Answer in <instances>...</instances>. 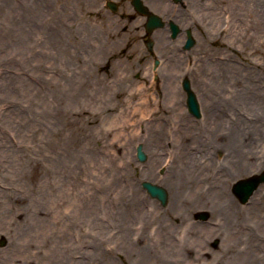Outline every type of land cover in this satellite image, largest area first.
<instances>
[{"label": "rangeland", "instance_id": "374dc122", "mask_svg": "<svg viewBox=\"0 0 264 264\" xmlns=\"http://www.w3.org/2000/svg\"><path fill=\"white\" fill-rule=\"evenodd\" d=\"M115 1L117 10L105 0H0V255L25 247L36 257L31 240L48 248L69 233L75 264H264V183L245 204L232 191L264 170V0H144L181 27L176 38L156 29L153 51L146 17ZM188 28L196 43L184 49ZM185 75L201 118L187 108ZM168 96L176 110L163 122L176 145H152L147 122L163 112L151 107ZM53 155L73 161L72 189L57 178L52 193L33 186L30 163ZM246 155L252 164L236 170ZM143 180L167 187L166 206ZM200 209L206 222L193 221Z\"/></svg>", "mask_w": 264, "mask_h": 264}, {"label": "bare ground", "instance_id": "6f19581e", "mask_svg": "<svg viewBox=\"0 0 264 264\" xmlns=\"http://www.w3.org/2000/svg\"><path fill=\"white\" fill-rule=\"evenodd\" d=\"M66 63V68H68V59H66L65 61ZM79 76H82V73H80V71L78 72H74L72 74H68L67 76H65V82L64 85L66 86H71L73 85V83L75 82V80L77 78H79ZM170 84H172V81H169ZM169 92V91H168ZM139 94H142L141 91H139ZM170 102L168 104H162L160 102V104L157 106H152V100L149 97H145L144 100L142 101L144 104L148 105V106H152L151 107V111L152 114L153 113H157V111L163 112L162 114H158L151 122H147V130L149 132H151L152 136H151V142L150 144H152L154 141H160V142H169V143H173L174 145H176V143L174 141L168 140V136L166 137L167 131L168 130V126L166 125L164 127V119L165 117H163V115L168 114L169 111H175L176 110V103L173 100V98L171 99L169 96L167 97ZM110 109H112L111 105H105L104 111H109ZM133 113V112H132ZM165 113V114H164ZM129 114V113H127ZM135 113H133L134 115ZM167 116V115H166ZM156 119L159 120V122L156 121ZM85 121H87V119H84ZM217 120H219V116H214V115H210L209 116V122H211V126L213 128H216V123L218 122ZM175 124V122H174ZM176 126V124H175ZM103 127L101 125L100 129L101 132H103ZM90 134H93V136H96V133L94 132H90ZM185 138V136L183 137ZM181 140L183 141V139L181 138ZM72 145V144H71ZM153 145V144H152ZM163 145V144H162ZM73 146V145H72ZM57 155H53L50 159V163L48 165L43 164L42 166L38 164L37 161L30 163V176L34 177L37 181L36 183L33 184V186L39 185L40 182L41 184L44 186L46 185V187L48 188V190L52 193L53 189H54V180H51L53 178H57V180L59 182H61L64 185H67L66 189L69 190L70 188H73L72 184H67L66 181H68L71 178H75L74 174H75V170H71V168H73V161L72 160H59L57 157ZM249 157L243 156V157H239L237 158L236 163H235V168L236 170L240 169L242 170L244 167L248 168L250 164H252V162H250ZM197 169L199 170V167L197 166V164H187V165H183L182 166V171H191L193 172V174L196 173ZM199 179V178H198ZM197 179V180H198ZM70 182V181H69ZM104 187V193L106 195H111V193L113 192V188L115 187V185H110V186H103ZM27 217V216H26ZM24 217V218H26ZM28 221V220H27ZM68 224V223H67ZM75 237V236H73ZM73 237H70V234L67 233L64 234V240L61 238H59L58 240L55 241V243L51 246H49L48 248H46V243L45 242H37L33 243L32 240L30 241V247L33 245H35V247L33 248H38L37 253H36V257H30L27 254H23V252L25 251V247L24 248H16L14 247L13 249H11L9 252H6L3 255H0V264H58L59 259L63 258L61 257V255L64 253L67 255V260L65 264H75L74 263V259L71 257L70 251L72 250V247L76 245V243L73 240ZM62 239V240H61ZM69 255H68V253ZM70 256V257H69ZM35 258V259H34Z\"/></svg>", "mask_w": 264, "mask_h": 264}, {"label": "water", "instance_id": "95a60500", "mask_svg": "<svg viewBox=\"0 0 264 264\" xmlns=\"http://www.w3.org/2000/svg\"><path fill=\"white\" fill-rule=\"evenodd\" d=\"M175 1L180 2L182 0ZM107 3L108 6L113 10L117 9V4L114 1H108ZM132 4L140 14L146 16L145 29L147 33L151 34L155 29L159 27H164L166 25V21L163 19V17L157 14L156 12L152 11L149 6L144 3L143 0H132ZM169 26L171 30V36L173 38H176L177 35L181 32V27L178 23L173 20L169 21ZM186 32L187 38L184 44V49H190L195 45L196 39L193 35V31L191 28H188ZM146 45L149 49H153L154 41L152 39H149L146 42ZM159 63L160 60L156 58L155 68L159 65ZM182 85L187 94L186 101L189 111L196 117H201L202 113L200 103L195 91L192 89L190 79L188 77H185L182 81ZM136 155L140 161H145L147 159V154L143 149L142 143H139L137 145ZM261 183H264V170L260 173H255L246 178H241L237 180L233 184L232 190L235 195H237V197L240 199V201L245 203L249 200L251 195ZM142 186L152 197L159 199L163 205H167L169 199V192L166 187L150 180L142 181ZM199 216H201L202 218H208L209 213L200 212Z\"/></svg>", "mask_w": 264, "mask_h": 264}, {"label": "flooded vegetation", "instance_id": "af4514ba", "mask_svg": "<svg viewBox=\"0 0 264 264\" xmlns=\"http://www.w3.org/2000/svg\"><path fill=\"white\" fill-rule=\"evenodd\" d=\"M195 216H196V213L194 212L193 218H194L195 221H198L197 219H195Z\"/></svg>", "mask_w": 264, "mask_h": 264}]
</instances>
